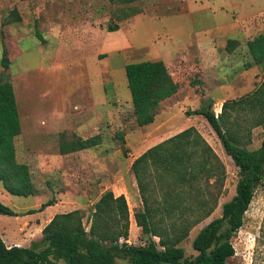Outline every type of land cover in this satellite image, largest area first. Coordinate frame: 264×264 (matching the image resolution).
Returning <instances> with one entry per match:
<instances>
[{
    "label": "rangeland",
    "instance_id": "374dc122",
    "mask_svg": "<svg viewBox=\"0 0 264 264\" xmlns=\"http://www.w3.org/2000/svg\"><path fill=\"white\" fill-rule=\"evenodd\" d=\"M15 14L20 20L10 22ZM252 16L250 37L264 33V0H0V75L13 85L21 126L15 149L18 160L30 169L35 190L33 195L15 196L14 203L38 207L53 199L61 207L81 209L88 229L100 194L125 189L127 242L142 245L147 238L133 218L141 200L131 161L194 126L226 169L216 208L181 243L187 256L196 255L194 236L221 215L239 175L205 118L189 112L211 100L218 114L224 100L248 94L264 81V62H253L245 38L225 49L228 36L240 32ZM228 19L240 20L228 30L229 23L223 27ZM110 23H117L119 30L107 31ZM4 49L10 62L5 69ZM153 59L164 61L178 89L160 102L153 122L138 126L124 66ZM258 115V109L231 113V121H238L232 130L249 149L264 141V125H255ZM118 131L124 143L116 138ZM94 136L100 142L92 147L59 152L62 144ZM2 222L17 227L15 220ZM38 232L35 229V235ZM230 240L235 253L226 264H264V180ZM116 263L129 264L123 259Z\"/></svg>",
    "mask_w": 264,
    "mask_h": 264
},
{
    "label": "trees",
    "instance_id": "16d2710c",
    "mask_svg": "<svg viewBox=\"0 0 264 264\" xmlns=\"http://www.w3.org/2000/svg\"><path fill=\"white\" fill-rule=\"evenodd\" d=\"M132 2L135 0H116ZM128 16V15H127ZM15 14L11 21H19ZM4 24V20L2 22ZM119 29L110 23L107 31ZM236 44L228 39L226 50ZM246 46L253 62H264V33L247 40ZM10 62L3 50L1 66ZM251 63L245 65L249 68ZM135 122L138 126L153 122L161 101L178 89L162 60H141L124 66ZM213 102L202 105L189 114L202 115L208 122L225 153L238 168L234 195L221 206V215L199 229L192 240L197 252L187 256L181 243L190 230L207 218L216 208L226 178V169L205 137L189 126L147 148L135 157L131 170L135 178L141 207L133 218L147 238L142 245L129 244V208L124 194L105 190L93 203L88 229L83 225V211L73 209L56 213L44 225L38 239L27 247H7L0 238V264H226L234 255L232 236L243 224L254 191L264 180V141L249 149L240 144L232 125L231 113L236 110L259 111L255 125H264V81L250 93L237 99L224 100L218 114ZM20 121L13 85L0 75V181L3 188L16 196L35 193L28 165L18 162L14 139L20 134ZM116 138L124 143L122 132ZM100 142L98 136L76 139L60 146V154L92 147ZM43 202L36 212L52 205ZM0 213L17 215L0 202Z\"/></svg>",
    "mask_w": 264,
    "mask_h": 264
},
{
    "label": "crops",
    "instance_id": "0c3cea01",
    "mask_svg": "<svg viewBox=\"0 0 264 264\" xmlns=\"http://www.w3.org/2000/svg\"><path fill=\"white\" fill-rule=\"evenodd\" d=\"M255 13L256 12H252V13H249V14L250 15H255ZM252 18H253V16L250 17L247 20L246 23H244V27H242L240 32H238L236 30V31H234V33H231L228 36L227 40L228 39H233L236 42H238V40H240L241 38H245L246 40H249V39H252L255 36H257L258 34H261V33L257 32L255 34V36L253 35V36L250 37V34L254 31L253 30L254 26H253L252 21H251ZM239 20L240 19H236L234 21L231 20L229 22V19H228L227 21H225V24H224L223 27H225L227 25V23H229V25L227 26V29L228 30L230 28L234 29V26L238 25ZM250 28H252V29H250ZM118 30L119 29H117L116 31H118ZM225 49H226V46H225ZM213 50H215L214 46H212L211 51L213 52ZM153 60H161V59H153ZM227 65L230 66L229 64H227ZM243 70H246V69H243ZM170 74L172 75L171 72H170ZM238 75H240V74H238ZM172 78H173V76H172ZM173 80H174V78H173ZM230 98L231 99H235L236 96H233V97H230ZM16 137L14 139V142L16 140ZM16 159H17L18 162H23V161H19L18 160L17 152H16ZM23 163H25V162H23ZM113 192L115 193V195H118V194H124L125 195V189H119L118 191H116V192L113 191ZM15 196L16 195L8 193L3 188L2 183L0 181V202H2L5 205L9 206L15 213H17V215H14V216H9V215H5V214H1L0 213V238L2 239V241L4 242V244L7 247H10V246H13V245L22 246V247L29 246L32 240L38 239L40 237V235H41V234L39 236L35 235V229H38L39 230L38 233H41V230L44 227V225L46 223H48V221L52 218V216L54 214L72 210L71 208L67 209L66 207H61L58 202L54 201V203L52 205L45 206L40 211L29 212L28 209L35 210V209L40 207L41 203H39L38 207L37 206H28L26 208H20L18 206V204L14 203ZM35 197H37V196L35 195ZM37 199L40 201V197L39 198L37 197ZM6 220H15L17 222L16 223L17 227L9 226L8 224H4L2 222V221H6ZM19 220H21V221L19 222Z\"/></svg>",
    "mask_w": 264,
    "mask_h": 264
}]
</instances>
